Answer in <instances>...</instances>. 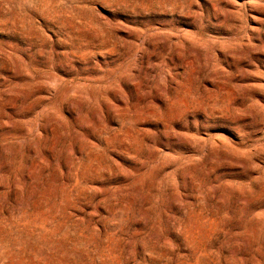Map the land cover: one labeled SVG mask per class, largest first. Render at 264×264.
Segmentation results:
<instances>
[{
	"label": "rangeland",
	"instance_id": "374dc122",
	"mask_svg": "<svg viewBox=\"0 0 264 264\" xmlns=\"http://www.w3.org/2000/svg\"><path fill=\"white\" fill-rule=\"evenodd\" d=\"M0 264H264V0H0Z\"/></svg>",
	"mask_w": 264,
	"mask_h": 264
}]
</instances>
